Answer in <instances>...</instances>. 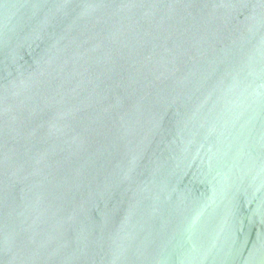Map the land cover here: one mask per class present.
I'll return each instance as SVG.
<instances>
[{"label": "water", "instance_id": "1", "mask_svg": "<svg viewBox=\"0 0 264 264\" xmlns=\"http://www.w3.org/2000/svg\"><path fill=\"white\" fill-rule=\"evenodd\" d=\"M0 264H264V0H0Z\"/></svg>", "mask_w": 264, "mask_h": 264}]
</instances>
